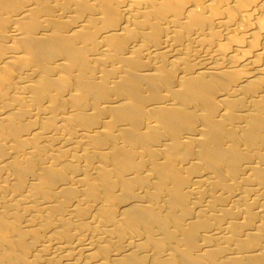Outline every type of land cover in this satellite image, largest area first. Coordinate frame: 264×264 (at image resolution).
Wrapping results in <instances>:
<instances>
[{
    "label": "bare ground",
    "instance_id": "1",
    "mask_svg": "<svg viewBox=\"0 0 264 264\" xmlns=\"http://www.w3.org/2000/svg\"><path fill=\"white\" fill-rule=\"evenodd\" d=\"M0 264H264V0H0Z\"/></svg>",
    "mask_w": 264,
    "mask_h": 264
}]
</instances>
